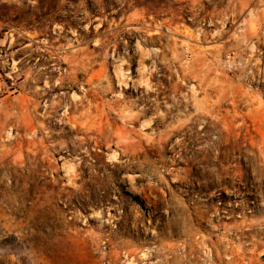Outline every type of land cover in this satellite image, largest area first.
Segmentation results:
<instances>
[{
    "label": "rangeland",
    "instance_id": "1",
    "mask_svg": "<svg viewBox=\"0 0 264 264\" xmlns=\"http://www.w3.org/2000/svg\"><path fill=\"white\" fill-rule=\"evenodd\" d=\"M0 264H264V0H0Z\"/></svg>",
    "mask_w": 264,
    "mask_h": 264
},
{
    "label": "bare ground",
    "instance_id": "2",
    "mask_svg": "<svg viewBox=\"0 0 264 264\" xmlns=\"http://www.w3.org/2000/svg\"><path fill=\"white\" fill-rule=\"evenodd\" d=\"M118 72V71H117ZM133 187V186H132ZM130 191H131V193L135 196V197H137L139 200L140 199H142V195H141V193L139 192V190H137L136 188H131L130 189Z\"/></svg>",
    "mask_w": 264,
    "mask_h": 264
}]
</instances>
